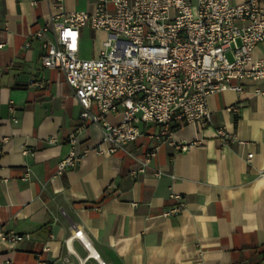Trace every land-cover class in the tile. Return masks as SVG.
Listing matches in <instances>:
<instances>
[{
  "label": "crops",
  "instance_id": "0c3cea01",
  "mask_svg": "<svg viewBox=\"0 0 264 264\" xmlns=\"http://www.w3.org/2000/svg\"><path fill=\"white\" fill-rule=\"evenodd\" d=\"M96 3L62 0L61 7L90 12ZM56 6L57 0H0V140L8 138L0 156V228L27 236L15 244L0 241V264H264L259 85L246 82L242 94L209 97L212 125L174 130L157 145L146 173L134 178L130 171L157 129L140 126L141 137L126 152H106L100 125L80 118L63 74L40 63L44 50L32 36L48 25ZM97 34L105 33L80 30V58L99 55L82 51L85 37L94 41ZM253 57L264 58V44ZM233 106L235 114L228 111ZM105 122L117 124L119 116L107 115ZM220 127L235 138L224 148L216 139ZM70 153L75 166L59 171ZM174 196L182 197L184 209L162 217Z\"/></svg>",
  "mask_w": 264,
  "mask_h": 264
},
{
  "label": "built area",
  "instance_id": "2783aa9c",
  "mask_svg": "<svg viewBox=\"0 0 264 264\" xmlns=\"http://www.w3.org/2000/svg\"><path fill=\"white\" fill-rule=\"evenodd\" d=\"M61 2L57 0V12L50 15L48 25L32 36L44 50L40 63L63 74L81 108L80 118L100 125L107 153L126 152V146L141 137L140 126L157 129L150 135L154 144L130 171L134 178L146 173L157 145L168 142L174 130L182 125L198 129L212 125L208 109L212 95L226 90L242 94L246 82L259 85L255 96L264 95V58L253 57L254 50L264 44V0L239 4L230 0H97L90 12L67 13ZM83 28L106 34L95 58L78 56ZM228 111L235 114L237 109L233 106ZM107 115L119 116V122L106 123ZM216 139L220 148L235 141L222 127L216 130ZM7 142L8 138L0 140V156ZM69 143H75L73 134ZM187 147L181 144L180 150ZM251 158L248 154L246 162ZM75 164L76 157L70 153L58 168L62 171ZM154 175L159 177L161 172ZM258 176L264 177V170ZM28 179L25 173L24 180ZM173 198L175 204L162 217L184 209L182 197ZM24 238L0 228V241L15 244Z\"/></svg>",
  "mask_w": 264,
  "mask_h": 264
},
{
  "label": "rangeland",
  "instance_id": "374dc122",
  "mask_svg": "<svg viewBox=\"0 0 264 264\" xmlns=\"http://www.w3.org/2000/svg\"><path fill=\"white\" fill-rule=\"evenodd\" d=\"M111 10L112 6L110 5L109 11ZM105 38V34H97V37L94 41H91L89 37H85L82 44V51L84 52L85 57H92L98 54L102 48V42L105 40Z\"/></svg>",
  "mask_w": 264,
  "mask_h": 264
}]
</instances>
